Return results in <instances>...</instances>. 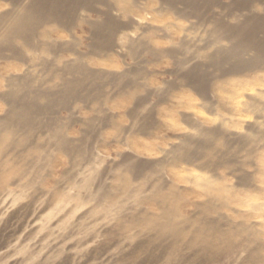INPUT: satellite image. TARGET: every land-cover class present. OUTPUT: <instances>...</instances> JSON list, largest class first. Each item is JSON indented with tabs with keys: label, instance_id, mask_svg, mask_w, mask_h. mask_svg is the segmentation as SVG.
I'll return each mask as SVG.
<instances>
[{
	"label": "rangeland",
	"instance_id": "374dc122",
	"mask_svg": "<svg viewBox=\"0 0 264 264\" xmlns=\"http://www.w3.org/2000/svg\"><path fill=\"white\" fill-rule=\"evenodd\" d=\"M236 1L106 0L37 27L36 47L0 26V264H253L264 59L212 56L234 44L219 25L264 19V0ZM108 16L126 27L94 53ZM12 92L31 109L9 126Z\"/></svg>",
	"mask_w": 264,
	"mask_h": 264
},
{
	"label": "bare ground",
	"instance_id": "6f19581e",
	"mask_svg": "<svg viewBox=\"0 0 264 264\" xmlns=\"http://www.w3.org/2000/svg\"><path fill=\"white\" fill-rule=\"evenodd\" d=\"M105 1L106 0H28L27 4L23 6V10H21L20 8L21 11L15 14V16H13L12 18L8 17L7 15L0 16V26L6 23L5 24L6 31L2 35L1 41L5 42L6 45H8V47L11 48L13 47V45L11 44L12 39L21 38V39H24L25 43L29 44L32 47H36L37 46V41H36L37 27L50 23V22L63 23L64 19H66V17L69 16V14L75 11L76 9L79 8V9H82L83 11L86 8H91V5L94 3L95 4L102 3ZM161 1H162V4L163 5L166 4V6L170 10L175 9V7H177L176 3L179 2L184 5L185 9H189V11H191L193 15H197L199 12V7L196 5V2H195L196 0H161ZM243 2L244 1L239 3L237 0L235 4L240 5V7H244ZM109 7H112L111 4H109ZM263 20L264 19H262L261 17L259 18L252 17V18L246 19L245 22H243V24L235 25V26H230L225 23H221L219 25L221 36L232 40L234 44L229 49L218 50L212 57L233 58L234 59V57H237V58L243 57V54L247 50H253L255 52L254 58L250 60H244V58L237 59L239 63L238 68L241 69L244 67H250V66L253 67L255 65L260 64V62H262L264 59V38H258L257 34L261 32ZM94 27L96 29L94 31V42H93L94 44H92V48H93V52L95 53L98 51L100 52V50H103V49L108 50L112 46L113 34L116 32L118 28L126 27V25L120 23L119 20H117L116 18L108 16L105 21L94 24ZM130 44L132 45L133 42H130ZM15 54H18V52L16 53V50H15ZM167 54L172 55L173 52L168 51ZM9 97L12 103V108L9 111V114H7L8 116L6 117V123H8L9 126L10 125L14 126V125H17V123H19L22 120V118L26 116V113L30 111L31 106L28 103L21 102L20 100H18L16 92L10 93ZM255 105L257 106L256 108H261V107H258V104L255 103ZM19 106H21V108ZM184 160L189 161V156L184 155L182 161L184 162ZM240 226H242V228L240 229H243V231L248 232L247 236L245 237L246 241H248V244L249 242L250 244H254V246L245 245V249L247 250L250 249V254H249L250 259L248 257V260L252 261L251 263L253 264H260L264 262V253H263L264 244H259V240L264 236V232H262L261 230V231H258V233H255L253 230H251V227H249L248 225H245L244 223H241ZM235 228L236 227H234V229ZM200 231H201V228H200Z\"/></svg>",
	"mask_w": 264,
	"mask_h": 264
}]
</instances>
